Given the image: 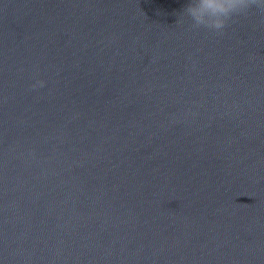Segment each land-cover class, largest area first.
Instances as JSON below:
<instances>
[{
	"label": "water",
	"instance_id": "1",
	"mask_svg": "<svg viewBox=\"0 0 264 264\" xmlns=\"http://www.w3.org/2000/svg\"><path fill=\"white\" fill-rule=\"evenodd\" d=\"M187 2L0 0V264H264V7Z\"/></svg>",
	"mask_w": 264,
	"mask_h": 264
},
{
	"label": "clouds",
	"instance_id": "2",
	"mask_svg": "<svg viewBox=\"0 0 264 264\" xmlns=\"http://www.w3.org/2000/svg\"><path fill=\"white\" fill-rule=\"evenodd\" d=\"M252 4L264 7V0H188L183 15L191 20L194 27L221 33L230 18L246 13ZM46 83L36 80L31 88H43Z\"/></svg>",
	"mask_w": 264,
	"mask_h": 264
}]
</instances>
